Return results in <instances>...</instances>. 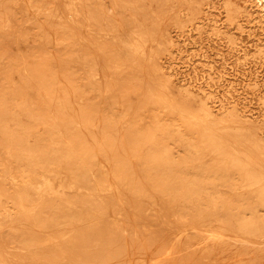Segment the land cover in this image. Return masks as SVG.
Here are the masks:
<instances>
[{
	"label": "bare ground",
	"instance_id": "1",
	"mask_svg": "<svg viewBox=\"0 0 264 264\" xmlns=\"http://www.w3.org/2000/svg\"><path fill=\"white\" fill-rule=\"evenodd\" d=\"M220 6L0 0V264H264V0Z\"/></svg>",
	"mask_w": 264,
	"mask_h": 264
},
{
	"label": "rangeland",
	"instance_id": "2",
	"mask_svg": "<svg viewBox=\"0 0 264 264\" xmlns=\"http://www.w3.org/2000/svg\"><path fill=\"white\" fill-rule=\"evenodd\" d=\"M210 3H211V7H215V9H211L210 12H209V16L211 17V19H215V20H220V16L217 17V13H218V8L221 7L220 6V0H210ZM259 14L256 13L254 14V17H257ZM248 26V31H249V34L252 35V37L250 38H247V37H244L243 39L245 40V42H250L251 40H253V37L254 39H256L257 35L261 34V31L260 30H256L255 26H252V25H247ZM247 36V34L245 35ZM241 38V37H240ZM241 40V39H240ZM180 41V39H179ZM205 43H207L205 41ZM180 44V43H179ZM208 44H210L214 49H212V53H218V51L220 50L219 48L221 47L222 45V42L220 41L219 38L215 37V36H212L210 37V42L208 41ZM23 46V45H22ZM215 56V55H213ZM259 67V65H257L255 67V69H257ZM259 71V70H258ZM264 79V76L263 78ZM156 210H149L146 212V214L144 215V228L142 230V237H143V241H153V237L156 236V235H161V232L163 231V228H162V224L159 222V221H156ZM195 232L191 231V232H188L187 236H191V235H194ZM161 238V237H160ZM159 238V240H160ZM177 246L175 247L176 250L179 251L181 257L179 260V263L180 264H184L185 262H187V255L190 253V252H196L197 251V247H192L188 244V238H184L180 244L176 243ZM165 261H161V263L159 261H157V263L155 264H163ZM196 262V261H195ZM196 264H221L220 262L216 261V260H211V259H206V258H203L201 261H198Z\"/></svg>",
	"mask_w": 264,
	"mask_h": 264
}]
</instances>
